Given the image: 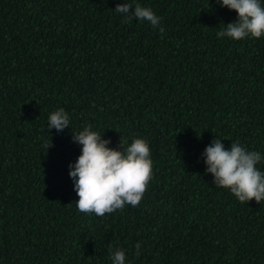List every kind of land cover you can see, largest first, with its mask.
I'll use <instances>...</instances> for the list:
<instances>
[{"label": "trees", "instance_id": "obj_1", "mask_svg": "<svg viewBox=\"0 0 264 264\" xmlns=\"http://www.w3.org/2000/svg\"><path fill=\"white\" fill-rule=\"evenodd\" d=\"M124 2L163 33L125 23ZM236 18L217 0H0V264H112L109 249L125 264H264V201L217 187L203 156L218 138L264 158V37H218ZM59 108L61 132L47 128ZM87 125L116 150L148 142L139 206L77 210L72 137Z\"/></svg>", "mask_w": 264, "mask_h": 264}, {"label": "clouds", "instance_id": "obj_2", "mask_svg": "<svg viewBox=\"0 0 264 264\" xmlns=\"http://www.w3.org/2000/svg\"><path fill=\"white\" fill-rule=\"evenodd\" d=\"M221 7L237 14L235 22L225 25L217 33L218 37L240 41L245 38L264 37V4L261 0H217ZM115 12L124 16V22L133 19L147 21L153 28L160 27L161 18L151 8L136 3L117 4ZM69 126V117L63 108L53 111L48 117V129L63 131ZM73 140L81 145L80 155L74 165L69 164V176L74 181L78 196L76 208L85 215L104 217L125 206L137 207L141 203L148 185L153 178V161L148 142L134 138L123 150L108 147L110 140L87 125L82 131L73 133ZM121 149L123 147L120 140ZM45 143L46 150L51 147ZM206 172L213 176V183L228 189L242 204L255 200L264 201V172L257 165L262 161L258 151H249L239 141L231 142L225 149L221 139H214L204 150ZM140 243L135 245L138 257ZM112 264H125L126 256L122 249H109Z\"/></svg>", "mask_w": 264, "mask_h": 264}]
</instances>
